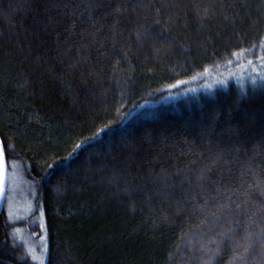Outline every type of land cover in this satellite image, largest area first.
I'll return each mask as SVG.
<instances>
[{
  "label": "trees",
  "instance_id": "16d2710c",
  "mask_svg": "<svg viewBox=\"0 0 264 264\" xmlns=\"http://www.w3.org/2000/svg\"><path fill=\"white\" fill-rule=\"evenodd\" d=\"M262 56L264 0H0V140L7 169L19 163L35 186L45 264H206L201 243L215 249L208 241L223 229L208 233L176 214L180 181L222 150L239 158L234 172L250 166L244 178L264 180V152L253 148L264 120ZM177 81L186 83L171 88ZM187 88L198 90L162 102ZM213 112L218 125L229 112L233 125L250 122L251 143L236 152L197 136ZM97 151L111 152L103 172L85 163ZM64 163L78 175L61 172ZM14 228L3 208L0 264H36ZM253 242L248 264H262ZM221 249L212 264H235L233 241Z\"/></svg>",
  "mask_w": 264,
  "mask_h": 264
},
{
  "label": "snow or ice",
  "instance_id": "6c2138e0",
  "mask_svg": "<svg viewBox=\"0 0 264 264\" xmlns=\"http://www.w3.org/2000/svg\"><path fill=\"white\" fill-rule=\"evenodd\" d=\"M98 5H89V7H96ZM64 7H68L64 4ZM119 12L120 9L115 10ZM159 23V21H157ZM115 31V28L113 29ZM264 62V56L259 58ZM252 61L249 60L248 64L252 65ZM186 81H177L176 84L171 85V88H176L180 84H184ZM220 116L219 112H213L210 116V123L202 124L199 126L197 136H212L214 142L218 145L227 144L229 147H235V151L239 152L240 147L251 143L245 137V132L252 127L250 122L244 125L230 123L232 117L229 112L224 119L223 124L217 123ZM109 129L108 125L98 130L93 136L85 138L79 144L75 145L72 153L63 158L64 162H67L71 157L81 150L84 145L91 146L92 141H98L101 139L106 131ZM257 140L253 145V148H258L259 151L264 152V120H262L259 129L256 132ZM199 156H203V153H199ZM111 152L97 151L90 154V159L86 160L87 167L93 172H103L109 167V157ZM94 157V159H92ZM60 162H54L48 165V169H56L57 164ZM196 160H192L191 164L195 165ZM240 163L238 157L233 156L229 159L224 151L216 153L208 163L196 168L191 175H185L180 181V199L176 200V214L182 215L187 213L189 220H199L202 224L208 226V233H211L217 228L223 229L218 235L216 240L208 241L210 244H215V249H205L204 244L201 243V251L206 252L207 261L206 264H212L216 257L222 254L221 246L225 241H233V251L237 253L234 256L235 264H248L249 250L253 248V237L260 243L261 253L260 259L264 264V180H259L255 183H250L244 177L252 169L247 167V171H244V165L240 170L233 171L236 164ZM264 164V162H262ZM4 161V148L0 143V195L3 194L2 186V174L5 168ZM14 166V165H13ZM261 165H257L260 167ZM264 170V169H262ZM60 171L65 174L78 175L70 164L64 163L60 167ZM177 170V175L179 174ZM47 174V171H46ZM88 178L86 177L85 180ZM167 187H173L168 185L167 179L161 181ZM187 185V187H185ZM66 189L57 188V192H62ZM143 191V186L139 189ZM164 199L171 200V193L161 189L159 193ZM147 199H151L148 196ZM31 211V207H29ZM11 215V213H9ZM41 224L40 227L44 229V212L41 210ZM253 226L257 227L259 231H254ZM243 227V235L239 240L234 238L239 235V229ZM19 232V229H16ZM206 233L201 234V239ZM43 240L44 238L41 237ZM244 251L240 253V249ZM47 245L45 244V253L47 254ZM32 255V253H29ZM32 259L36 260L37 257L32 255ZM40 264H44V260H40Z\"/></svg>",
  "mask_w": 264,
  "mask_h": 264
},
{
  "label": "rangeland",
  "instance_id": "374dc122",
  "mask_svg": "<svg viewBox=\"0 0 264 264\" xmlns=\"http://www.w3.org/2000/svg\"><path fill=\"white\" fill-rule=\"evenodd\" d=\"M221 84H224V81ZM196 90L198 89L187 88L185 91L174 92L165 96L162 102L173 101L181 94ZM155 104L156 103L145 104V106L152 107ZM8 164L9 167L6 173V192L3 208L6 210L7 217H9V219L15 224L14 236L16 241L23 244L22 249L24 248L23 251L25 252L26 258L36 264H40V260L43 259L45 264L47 255L45 253V230H42L40 227V213H36L35 208L31 205L32 196L30 195L33 193L35 186L32 183H28L25 179V175L23 174L22 167L19 163L12 161ZM29 207H31V211H29ZM9 213H11V215H9ZM22 223H26L27 226L23 228L21 226ZM34 227H36L37 230H34ZM16 229H19L20 231L17 232ZM41 237L44 239L42 240ZM29 253L35 255L37 259L33 260L32 255H29Z\"/></svg>",
  "mask_w": 264,
  "mask_h": 264
},
{
  "label": "water",
  "instance_id": "95a60500",
  "mask_svg": "<svg viewBox=\"0 0 264 264\" xmlns=\"http://www.w3.org/2000/svg\"><path fill=\"white\" fill-rule=\"evenodd\" d=\"M0 143H2L1 140H0ZM4 161H5V165L6 166H5V168L3 170V174H2L3 194L0 195V216H1L2 211H3V204H4V201H5V192H6L5 184H6V180H7V175H6V173H7V164H6V155H5V153H4ZM10 264H13V263H10Z\"/></svg>",
  "mask_w": 264,
  "mask_h": 264
}]
</instances>
